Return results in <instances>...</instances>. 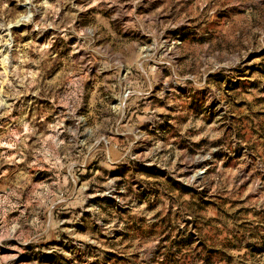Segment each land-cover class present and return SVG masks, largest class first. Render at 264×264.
<instances>
[{
	"label": "rangeland",
	"instance_id": "obj_1",
	"mask_svg": "<svg viewBox=\"0 0 264 264\" xmlns=\"http://www.w3.org/2000/svg\"><path fill=\"white\" fill-rule=\"evenodd\" d=\"M0 264H264V0H0Z\"/></svg>",
	"mask_w": 264,
	"mask_h": 264
}]
</instances>
